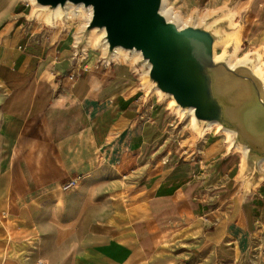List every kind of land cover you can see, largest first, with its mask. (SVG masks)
<instances>
[{"label":"crops","instance_id":"obj_1","mask_svg":"<svg viewBox=\"0 0 264 264\" xmlns=\"http://www.w3.org/2000/svg\"><path fill=\"white\" fill-rule=\"evenodd\" d=\"M235 5L261 51L264 0ZM33 13L0 0V264H264V180L242 154L186 140L133 66L78 60Z\"/></svg>","mask_w":264,"mask_h":264},{"label":"water","instance_id":"obj_2","mask_svg":"<svg viewBox=\"0 0 264 264\" xmlns=\"http://www.w3.org/2000/svg\"><path fill=\"white\" fill-rule=\"evenodd\" d=\"M165 0H34V18L45 19L58 11L66 28L68 9L90 11L87 25L74 37L76 58L81 59L93 33L106 52L103 63L115 62L117 50L138 53L135 68L144 76L149 97L162 102L173 98L175 107L193 112L198 132L217 124L220 132L231 133V151L243 156V176L249 184L264 180V80L253 71L251 62L231 67L228 55L215 59L231 23L209 20L181 28L162 9ZM38 6L42 10H35ZM78 12L75 13V15ZM33 18V19H34ZM60 21V20H59ZM57 22L48 26L55 27ZM225 31V32H224ZM100 49V47H97ZM255 58H252L254 62ZM159 91L158 94H155ZM175 107L172 108L175 112Z\"/></svg>","mask_w":264,"mask_h":264},{"label":"rangeland","instance_id":"obj_3","mask_svg":"<svg viewBox=\"0 0 264 264\" xmlns=\"http://www.w3.org/2000/svg\"><path fill=\"white\" fill-rule=\"evenodd\" d=\"M28 1V0H27ZM217 2V3H216ZM196 0H169V6L174 9L176 12L181 14L185 19H188L189 17L197 14V13H205L207 10L213 9L217 11V20L218 18H224L223 21L230 22L231 24V30L228 31V34H226V38H230V45L234 46V50H238V56L244 57L245 55H250L249 60L247 62H251L252 65H254L258 60V58L261 59L263 63V70H264V46L263 48H259L261 51H253L254 49L251 48V46L243 41L240 36V31H241V21L238 19L237 20V15L235 12V0H212L211 3L209 4H202V5H197ZM32 4V3H31ZM34 8V7H33ZM36 10V8H35ZM205 11V12H204ZM34 18V17H33ZM41 23L44 20L42 19H37L34 18ZM60 22V23H59ZM47 24V23H46ZM83 21L79 20L78 18H71L69 22L65 25L67 30L69 31L70 35L72 37H75L77 33L79 32L80 28L82 27ZM57 26H63V22L60 20L57 23ZM225 32V31H224ZM237 36V37H236ZM94 37V36H93ZM232 37V38H231ZM91 41H95V38H92ZM228 47V49H229ZM233 50V51H234ZM85 53L81 56L80 60H83L84 62H90V60H102L103 59V52L99 48H94V47H89L87 44V47L84 49ZM237 51V52H238ZM236 52V54H237ZM236 57V55L234 56ZM252 58H255L254 62L252 61ZM129 58L121 59L118 62H125L130 64L135 68V63L132 62ZM136 69V68H135ZM139 76L141 77V74L139 71H137ZM158 98V95H155ZM165 105H167L170 108L171 115L173 116V119L176 122V125L178 126V130L183 132L184 138L189 141L195 142L198 139H202L204 136H202V132H198L195 127L193 126L190 122V119L187 117L180 116L179 114L177 115L176 112H173L172 108L170 106V102L168 100L162 101ZM219 130H212L211 134H216L219 133ZM222 135V133H220ZM225 136V135H224ZM227 139H229L227 136H225ZM262 171L264 174V164L262 165Z\"/></svg>","mask_w":264,"mask_h":264},{"label":"bare ground","instance_id":"obj_4","mask_svg":"<svg viewBox=\"0 0 264 264\" xmlns=\"http://www.w3.org/2000/svg\"><path fill=\"white\" fill-rule=\"evenodd\" d=\"M28 1L30 3H32V4H35L34 0H28ZM35 8L38 9V10H42L38 6H36ZM76 12H78V13L75 15ZM76 12L72 8L68 9V15H69L68 22H69V20L71 18H78L79 20L83 21L82 27L86 26L87 25V19L90 18L91 12L90 11L83 12L82 8L76 9ZM162 13L170 21L177 22L181 28H185L191 23H193L195 25H200V24L206 23L209 20H215L216 21L217 17H218L217 16V14H218L217 11L213 10V9H210V10H207L205 13H197V14L189 17L188 19H185L181 14H179L178 12H176L174 9H172L169 6V0H165L164 1V6H163V9H162ZM62 17H63L62 12L58 11L57 13H55L52 16L45 17V19H43L44 20L43 22H45V23H47L49 25H52L55 22L61 20ZM102 35H103V32L100 35H97V34L93 33L91 39L95 38V41L92 42L90 40L88 42V46L89 47L91 46V47H94V48L100 47V50L103 53H105L106 52L105 45L102 44V43L101 44L99 43V40L102 37ZM230 40H231L230 38L224 37L223 38V42L216 47L215 59L217 61L224 59V57L228 55V47L230 45ZM237 51L238 50L236 49V50L233 51V53L231 55H229L228 62H229L231 67H236L239 64L247 63V61L250 59L249 56L252 55V54H250V55H245L244 57H240V56H238L239 51L238 52ZM236 52H237V54H236ZM235 55H236V57H234ZM125 58H127V59L129 58L134 63H136L137 61H139V59H141L140 54H138V53L129 54L128 52H125L123 50H117V53L113 56L112 59L114 61H116V60H121V59H125ZM260 58H258L259 61H257L252 66H253V71L255 72V74H257L259 77L263 78V80H264L263 63H262ZM130 60H128V61H130ZM144 76H142L143 79H144ZM158 93H159V91H157L155 94H158ZM166 100H168L170 102V106L171 107H173V108L175 107V102H174L173 98L168 97ZM175 109H176L175 112H176L177 115L179 114L180 116L189 118L191 124L193 126H196L193 112L181 111V110L177 109L176 107H175ZM214 129L220 131V126L217 125V124L210 125L206 129H204V131H202L201 134H202V136H205L207 133L211 132ZM223 134L225 136H227L228 138H230V136H231V133L226 132V131H224Z\"/></svg>","mask_w":264,"mask_h":264},{"label":"built area","instance_id":"obj_5","mask_svg":"<svg viewBox=\"0 0 264 264\" xmlns=\"http://www.w3.org/2000/svg\"><path fill=\"white\" fill-rule=\"evenodd\" d=\"M70 79L73 81V80H74V76H71ZM73 185H74V182L70 183V184L67 186V189L71 188Z\"/></svg>","mask_w":264,"mask_h":264}]
</instances>
